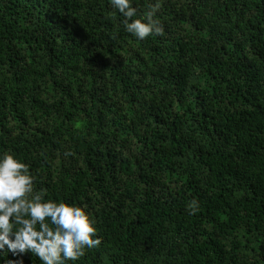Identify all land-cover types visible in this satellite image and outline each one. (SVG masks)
I'll return each mask as SVG.
<instances>
[{
  "label": "trees",
  "instance_id": "16d2710c",
  "mask_svg": "<svg viewBox=\"0 0 264 264\" xmlns=\"http://www.w3.org/2000/svg\"><path fill=\"white\" fill-rule=\"evenodd\" d=\"M155 18L137 40L109 0H0V153L95 221L67 264H264V0Z\"/></svg>",
  "mask_w": 264,
  "mask_h": 264
},
{
  "label": "clouds",
  "instance_id": "9594fccd",
  "mask_svg": "<svg viewBox=\"0 0 264 264\" xmlns=\"http://www.w3.org/2000/svg\"><path fill=\"white\" fill-rule=\"evenodd\" d=\"M123 16V27L137 40L162 32L155 18L160 0L149 4L142 18H134L133 0H109ZM189 207L196 210V202ZM95 221L79 206L46 199L34 189L28 165L9 153H0V253L14 257L34 254L41 264H67L83 255L85 248L100 243ZM9 264H14L10 261Z\"/></svg>",
  "mask_w": 264,
  "mask_h": 264
}]
</instances>
